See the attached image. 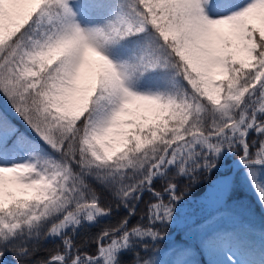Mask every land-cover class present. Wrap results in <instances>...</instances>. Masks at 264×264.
I'll list each match as a JSON object with an SVG mask.
<instances>
[{
    "label": "snow or ice",
    "instance_id": "obj_1",
    "mask_svg": "<svg viewBox=\"0 0 264 264\" xmlns=\"http://www.w3.org/2000/svg\"><path fill=\"white\" fill-rule=\"evenodd\" d=\"M0 101V264H264L234 183L169 231L264 208V0H0Z\"/></svg>",
    "mask_w": 264,
    "mask_h": 264
},
{
    "label": "trees",
    "instance_id": "obj_2",
    "mask_svg": "<svg viewBox=\"0 0 264 264\" xmlns=\"http://www.w3.org/2000/svg\"><path fill=\"white\" fill-rule=\"evenodd\" d=\"M6 109L7 108L5 104L0 101V110L7 111L10 116H14L10 108H8L7 110ZM231 162L232 161L229 160L226 165L230 164ZM239 176L240 175L237 174L235 165L232 164L231 167L223 168L221 171L214 172L208 177L202 179L201 184L197 187H194L188 194H186L183 202L178 206L179 215L177 218L176 228L175 230H169L171 231L172 236L175 237L178 234L182 235L185 230H190L195 222L202 220L205 216L215 210V208H213V210H208L199 218V215L193 213H187L188 216L185 215L184 211L182 210L183 208H188L195 213H202L206 208H211L210 203L216 201L218 202V193L221 194V190H223L226 183H234V192L232 195V199L238 200L241 197H245L246 194H244L242 191L237 190V180ZM256 231L259 232V230L257 229ZM94 232L95 229L82 232L80 234V240H84L90 237L94 234ZM46 247L51 248L53 247V245L49 243L46 245ZM162 247H166V245ZM43 254L44 253H42V255ZM199 254L201 255L203 264H210V260L214 256L208 249L199 251ZM8 259L10 260L11 257H8Z\"/></svg>",
    "mask_w": 264,
    "mask_h": 264
},
{
    "label": "rangeland",
    "instance_id": "obj_3",
    "mask_svg": "<svg viewBox=\"0 0 264 264\" xmlns=\"http://www.w3.org/2000/svg\"><path fill=\"white\" fill-rule=\"evenodd\" d=\"M2 103L5 104L6 108L8 109L6 103L3 101ZM237 190L242 191L244 194H246V196L241 197L238 200L232 199L230 201V204L235 214L239 215L247 223L253 225L255 229L259 231L261 229H264V208H261L260 204L257 201L256 195L253 193L252 190H250L247 187L242 175H240L237 180ZM218 194L221 195L220 193ZM210 206L211 208H206L205 211L202 213L200 212L195 213L194 211L189 210L188 208H183L182 210L184 211V214L187 216H188L187 213H193V214L199 215V218H200L206 211L211 210V209L213 210V208H216L218 206V202L217 201L213 203L211 202ZM195 258L200 262V264H203L202 258L199 252ZM215 258L216 257L213 256L210 261H212Z\"/></svg>",
    "mask_w": 264,
    "mask_h": 264
},
{
    "label": "water",
    "instance_id": "obj_4",
    "mask_svg": "<svg viewBox=\"0 0 264 264\" xmlns=\"http://www.w3.org/2000/svg\"><path fill=\"white\" fill-rule=\"evenodd\" d=\"M226 167V166H225Z\"/></svg>",
    "mask_w": 264,
    "mask_h": 264
}]
</instances>
